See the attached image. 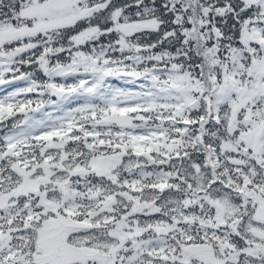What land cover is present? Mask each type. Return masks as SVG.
<instances>
[{
	"label": "snow or ice",
	"instance_id": "6c2138e0",
	"mask_svg": "<svg viewBox=\"0 0 264 264\" xmlns=\"http://www.w3.org/2000/svg\"><path fill=\"white\" fill-rule=\"evenodd\" d=\"M0 264H264V0H0Z\"/></svg>",
	"mask_w": 264,
	"mask_h": 264
}]
</instances>
